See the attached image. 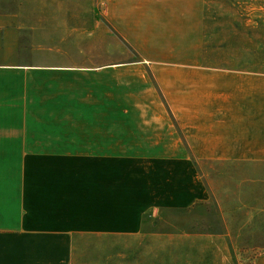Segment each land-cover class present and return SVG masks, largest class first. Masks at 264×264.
<instances>
[{
  "label": "crops",
  "instance_id": "obj_1",
  "mask_svg": "<svg viewBox=\"0 0 264 264\" xmlns=\"http://www.w3.org/2000/svg\"><path fill=\"white\" fill-rule=\"evenodd\" d=\"M96 1L0 0V264H70L82 238L137 236L156 211L207 202L199 161L264 166L255 43L207 55L226 48L207 41L204 0H101V36L80 32ZM233 28L256 33L250 19ZM72 36L132 46L142 96L101 83L77 98Z\"/></svg>",
  "mask_w": 264,
  "mask_h": 264
},
{
  "label": "rangeland",
  "instance_id": "obj_2",
  "mask_svg": "<svg viewBox=\"0 0 264 264\" xmlns=\"http://www.w3.org/2000/svg\"><path fill=\"white\" fill-rule=\"evenodd\" d=\"M95 5L89 14L81 11L85 25H81L80 32L94 28L101 36L105 27L101 14L103 3L97 0ZM204 10L207 41H217L226 48L216 54L212 47L207 55L237 56L231 42L250 39L256 46L255 57L264 58L261 49L264 0H204ZM248 19L256 33L244 36L232 33L235 21L242 23ZM72 40L73 45L77 42L76 50L72 49L76 55L63 57L62 64L76 67L77 98H90L93 102L100 97L101 83L107 84L108 98L142 96L133 92L134 85L137 88L143 80L149 82V76L140 71L145 68L140 66L139 55L132 46L117 38L72 36ZM144 63L149 69V64ZM107 65L118 69H109L102 75L101 70ZM199 162L198 169L210 194L207 202L188 210L156 211L144 218L137 236L82 238L73 250L70 264H254L258 261L264 255V166Z\"/></svg>",
  "mask_w": 264,
  "mask_h": 264
}]
</instances>
